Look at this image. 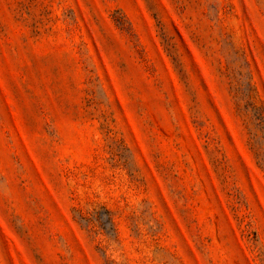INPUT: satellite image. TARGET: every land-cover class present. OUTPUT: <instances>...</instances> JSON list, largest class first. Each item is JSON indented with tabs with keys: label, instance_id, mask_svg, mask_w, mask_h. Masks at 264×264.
I'll return each instance as SVG.
<instances>
[{
	"label": "rangeland",
	"instance_id": "obj_1",
	"mask_svg": "<svg viewBox=\"0 0 264 264\" xmlns=\"http://www.w3.org/2000/svg\"><path fill=\"white\" fill-rule=\"evenodd\" d=\"M0 264H264V0H0Z\"/></svg>",
	"mask_w": 264,
	"mask_h": 264
}]
</instances>
